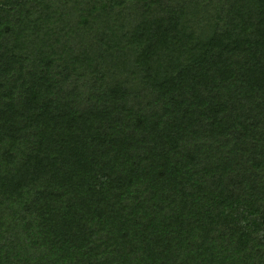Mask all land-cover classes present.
Returning a JSON list of instances; mask_svg holds the SVG:
<instances>
[{"label":"trees","instance_id":"1","mask_svg":"<svg viewBox=\"0 0 264 264\" xmlns=\"http://www.w3.org/2000/svg\"><path fill=\"white\" fill-rule=\"evenodd\" d=\"M0 264H264V0H0Z\"/></svg>","mask_w":264,"mask_h":264}]
</instances>
